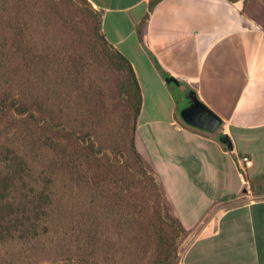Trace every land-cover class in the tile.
<instances>
[{
  "label": "crops",
  "instance_id": "obj_1",
  "mask_svg": "<svg viewBox=\"0 0 264 264\" xmlns=\"http://www.w3.org/2000/svg\"><path fill=\"white\" fill-rule=\"evenodd\" d=\"M88 1L141 86L136 146L184 228L199 231L182 264H264V0ZM189 90L222 120L214 133L182 119Z\"/></svg>",
  "mask_w": 264,
  "mask_h": 264
},
{
  "label": "trees",
  "instance_id": "obj_2",
  "mask_svg": "<svg viewBox=\"0 0 264 264\" xmlns=\"http://www.w3.org/2000/svg\"><path fill=\"white\" fill-rule=\"evenodd\" d=\"M81 1L88 28L113 53L125 73L126 97L133 116L132 121L129 118L131 127L127 125L128 118L120 119L124 121L120 124L124 131H120L122 137L130 132L129 144L123 147V141L112 139L102 146L90 133L87 140L77 130H57L44 102L29 103L16 97L10 83L7 85L0 77V123L6 120L0 127V246L12 248L15 255H11L10 264H25L27 259L38 258L44 252L64 248L66 256L77 258L82 253L84 259L77 258L80 264H100L102 234L109 200L113 198L125 213L117 218L120 234L127 239L126 246L154 237L165 248L166 263L177 255V242L187 231L168 207H161L159 199L158 210L152 215L137 200L136 190L141 189L142 178L154 191L164 188L158 183L154 166L136 147L137 120L143 106L141 86L131 62L103 34L101 13L88 0ZM156 3L153 0L151 8ZM14 35L15 44L20 45L10 51L11 56L27 61L28 54L19 49L22 37L19 33ZM26 68L25 64L20 66L24 72ZM45 152L53 158L50 167L43 166L37 156ZM118 155L122 160L126 158L123 164L113 159ZM72 187L77 188L79 207L75 211L67 207L70 202L66 190L69 192ZM72 232L76 233L74 240L67 237L66 241ZM64 263H74V258L61 260Z\"/></svg>",
  "mask_w": 264,
  "mask_h": 264
},
{
  "label": "rangeland",
  "instance_id": "obj_3",
  "mask_svg": "<svg viewBox=\"0 0 264 264\" xmlns=\"http://www.w3.org/2000/svg\"><path fill=\"white\" fill-rule=\"evenodd\" d=\"M85 9L81 0H0V77L7 85L10 83L16 97L29 103L44 102L48 112L52 113L57 130H77L78 135L87 140V133H90L93 135L91 138L102 146L112 139L123 141V147L128 146L130 132L122 137L121 131L124 130L120 125L124 123L120 119L128 118L127 125L131 127L129 118L132 121L133 116L126 97L125 73L113 53L105 49L88 28ZM16 33L22 37L19 49L28 54L27 61L11 56L10 51L20 45L15 44ZM22 64L27 66L26 72L20 69ZM151 105V108L155 107ZM46 115L47 119L50 118L48 113ZM5 123L6 120L0 123V127L3 128ZM136 147L139 152H145L141 143ZM37 156L43 166L52 165L53 158L47 152L44 155L37 153ZM113 159L121 164L126 160H122L120 155ZM145 160L152 166L149 159ZM155 175L161 186L156 172ZM61 177L58 176L59 179ZM141 181V189L136 190L137 200L147 213L152 215L158 210L159 199L161 207H168L171 215L179 219L165 189L161 186L159 192L154 191L146 182L144 184V178ZM76 193L77 188L66 190L69 210L75 211L79 207ZM108 208L100 264H182L185 249L199 232H186L177 242L175 258L165 263V248L154 237L144 238L140 243L133 242L127 247V239L120 234L117 218V215L125 214L124 210L115 205L113 198L109 200ZM75 234L68 233L66 241L74 240ZM11 255H15L12 248L0 246V264H10ZM81 257L84 259L82 253L77 258ZM69 258H74L71 264H80L75 256H66L65 248L44 252L38 258L27 259L25 264H61V260Z\"/></svg>",
  "mask_w": 264,
  "mask_h": 264
},
{
  "label": "water",
  "instance_id": "obj_4",
  "mask_svg": "<svg viewBox=\"0 0 264 264\" xmlns=\"http://www.w3.org/2000/svg\"><path fill=\"white\" fill-rule=\"evenodd\" d=\"M168 84L178 83L174 78L169 77L166 79ZM188 100V107L181 112L182 119L192 127L214 133L222 125V120L205 106L197 94L193 90H189L186 94ZM222 141L227 147L232 150L231 142L224 137Z\"/></svg>",
  "mask_w": 264,
  "mask_h": 264
},
{
  "label": "built area",
  "instance_id": "obj_5",
  "mask_svg": "<svg viewBox=\"0 0 264 264\" xmlns=\"http://www.w3.org/2000/svg\"><path fill=\"white\" fill-rule=\"evenodd\" d=\"M237 165L239 168L240 175L246 177L249 172V169L253 166V160L249 156H242L238 158Z\"/></svg>",
  "mask_w": 264,
  "mask_h": 264
}]
</instances>
